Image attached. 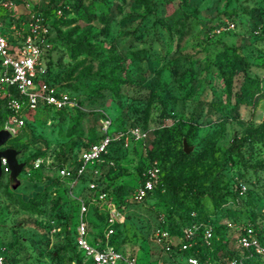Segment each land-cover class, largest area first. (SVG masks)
I'll list each match as a JSON object with an SVG mask.
<instances>
[{
  "label": "rangeland",
  "instance_id": "1",
  "mask_svg": "<svg viewBox=\"0 0 264 264\" xmlns=\"http://www.w3.org/2000/svg\"><path fill=\"white\" fill-rule=\"evenodd\" d=\"M34 1L25 3L44 12L51 33L49 80L73 106L31 113L3 147L24 167L14 191L8 171L0 178V264H84L77 222L89 223L90 244L105 231L104 216L81 215L94 193L88 182L119 205L111 245L138 264L172 260L154 238L160 218L175 234L191 213L219 225L215 239L240 253L237 228L264 231V0ZM25 6L2 19L11 41L22 33ZM81 41L92 51L72 60L69 47ZM4 116L0 101V127ZM106 120L115 140L94 172L78 184L59 177L100 139ZM249 135L261 138L228 152L234 138ZM147 163L165 175L164 192L132 202Z\"/></svg>",
  "mask_w": 264,
  "mask_h": 264
},
{
  "label": "built area",
  "instance_id": "2",
  "mask_svg": "<svg viewBox=\"0 0 264 264\" xmlns=\"http://www.w3.org/2000/svg\"><path fill=\"white\" fill-rule=\"evenodd\" d=\"M27 0H0V96L7 101L8 116L2 128L6 129L11 137L17 129L22 128L28 116L43 107L62 110L73 106L66 94L60 93L48 79L46 60L51 50V33L44 24V14L29 7ZM35 4L47 3L36 0ZM24 3L28 8L22 28V33L16 32L15 40L11 41L1 30L4 16L15 11ZM57 17L61 11H56ZM14 30V27H11ZM230 26L220 28L215 33L229 31ZM111 122L106 120L102 125V135L98 142L82 150L73 169L61 166L59 177L78 184L79 180L94 172L92 166L101 163L108 154L114 142V136L109 132ZM137 134V132H136ZM3 170L8 171L5 161H2ZM87 188L94 192L89 205L82 203L81 215L87 214L90 205L97 211L107 215V225L103 232L101 242H88L89 225L85 220H79L74 229V245L82 255L86 264H138L135 258H129L117 251L110 239L115 233L114 227L119 222L118 207L114 205L107 193L99 192L93 182L87 183ZM164 192L161 184V171L158 165L149 164L143 173V180L132 195V202L143 203L155 192ZM164 218H160L159 229L154 233L156 244L160 245L172 260L160 264H202L191 253L193 247L201 243L205 248H212L214 238V225L209 222H195L184 227L179 235H171L163 228ZM232 229V226H229ZM237 247L241 255H264V232L257 231L251 225H244L236 229ZM174 251V255L170 254ZM211 264V263H206ZM218 264H244L243 259H228L226 263Z\"/></svg>",
  "mask_w": 264,
  "mask_h": 264
},
{
  "label": "trees",
  "instance_id": "3",
  "mask_svg": "<svg viewBox=\"0 0 264 264\" xmlns=\"http://www.w3.org/2000/svg\"><path fill=\"white\" fill-rule=\"evenodd\" d=\"M139 4H142V5H148L149 4V1L148 0H138L137 1ZM65 7V4L61 3V4H56L54 6V8H56L57 10H61L64 9ZM44 14V12H42ZM47 12H45L46 14ZM47 15V14H46ZM54 22V20L52 21ZM92 51V47L86 43V42H79L77 44H75L74 46H71L69 47V50H68V53H69V56L72 60H75L77 58V56H79L81 53H86V54H90ZM47 60H46V67H47V72H48V79L50 78L49 77V65H50V51H49V54L48 56L46 57ZM50 81V80H49ZM0 101L4 103V109H5V119L7 118L8 116V111L6 109V105H7V101L5 98H1L0 97ZM45 108H50V107H45ZM57 111V110H56ZM59 111V110H58ZM2 128V126L0 127ZM1 130V129H0ZM250 137H242V138H234L233 141H232V144L231 146L228 148V152L232 155H235V154H238V151L240 149V147L242 146V144L246 141V140H249V139H255V140H259V138H261L259 135L256 136V135H249ZM13 139V138H12ZM98 142V141H97ZM96 143V142H95ZM94 144V143H93ZM92 145V144H91ZM90 146V145H89ZM88 146V147H89ZM87 147V148H88ZM85 148V149H87ZM85 149H81L82 150H85ZM79 151L78 152V155L79 153L81 152ZM77 155V157H78ZM179 158L181 160L185 159V155L183 154H180ZM77 159V158H76ZM75 159V160H76ZM150 163H147V167L146 169L148 168ZM161 171V170H160ZM91 180H94V179H91ZM161 184H162V189L165 185V175L161 172ZM164 190V189H163ZM111 199L112 196H109ZM118 203V202H117ZM117 207L119 208V205H117ZM92 210L93 213L97 212L98 213V216H104L105 219H104V223L103 224H99V225H103L104 227H106L107 225V215L104 213V212H99L97 211L95 208H89V211ZM192 214V213H191ZM189 214V216H185V217H180L178 219V225L175 226V234H172V232L167 228V226H165V229L167 231L170 232L171 235H179L181 233V230L190 225L191 223H195V222H207V221H204V219H198V217L195 215H192ZM165 222V220H164ZM89 225V223H88ZM251 226H253L257 231L259 232H264L262 229H259L257 228V225L256 224H250ZM214 238H213V241H212V248L209 249V248H205L201 243H198L197 245H195L191 251V253H195L196 256H198L200 262L202 264H206V263H211V264H218L219 261L221 262H224L226 263V261L228 259H239V258H242L243 259V262L244 264H255L257 263L259 260H261L263 258V256H247V255H241L242 253H238V251H232L228 248L227 246V242H223V240L221 239V237L219 239H215V237L218 235L219 231H220V226L219 225H214ZM116 226L114 227V230H115ZM75 229V228H74ZM172 230V231H173ZM98 236H100V238L102 237V233H97ZM117 236L116 232L113 234V236L111 237L110 239V244H111V240ZM234 239H236V237H234ZM73 241H74V232H73ZM95 243V241H93ZM75 246V245H74ZM76 248V247H75ZM115 248V247H114ZM116 249V248H115ZM117 250V249H116ZM239 250V249H238ZM118 251V250H117ZM240 251V250H239ZM81 255V254H80ZM82 256V255H81ZM84 260V259H83ZM86 264V263H84Z\"/></svg>",
  "mask_w": 264,
  "mask_h": 264
},
{
  "label": "water",
  "instance_id": "4",
  "mask_svg": "<svg viewBox=\"0 0 264 264\" xmlns=\"http://www.w3.org/2000/svg\"><path fill=\"white\" fill-rule=\"evenodd\" d=\"M11 139L10 133L6 129L0 130V178L3 172L2 161H5L8 170V181L11 190H16L20 184L18 176L21 174L24 167L23 163L18 162V152L13 148H3L5 144ZM193 150L192 146H189L184 138L182 140V151L188 155Z\"/></svg>",
  "mask_w": 264,
  "mask_h": 264
}]
</instances>
